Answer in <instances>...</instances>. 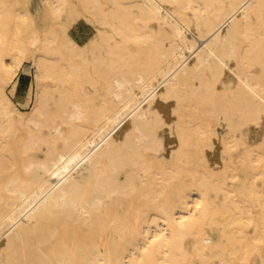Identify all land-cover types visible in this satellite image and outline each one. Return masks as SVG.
<instances>
[{"label": "bare ground", "instance_id": "6f19581e", "mask_svg": "<svg viewBox=\"0 0 264 264\" xmlns=\"http://www.w3.org/2000/svg\"><path fill=\"white\" fill-rule=\"evenodd\" d=\"M31 1L0 0V264H264V0Z\"/></svg>", "mask_w": 264, "mask_h": 264}, {"label": "rangeland", "instance_id": "374dc122", "mask_svg": "<svg viewBox=\"0 0 264 264\" xmlns=\"http://www.w3.org/2000/svg\"><path fill=\"white\" fill-rule=\"evenodd\" d=\"M38 9V1H31V11L36 12ZM94 34V29L85 24L83 21H78L75 23L69 31V35L71 38L76 41L78 44H82L85 42L90 36ZM29 72V75L26 74ZM32 68L28 62H25L21 67L18 75H17V84L13 91V95L11 96L9 91L11 86L7 87L6 94L12 101L13 105L19 109L20 111H27V108L23 107V104L28 96L29 88L33 84V76H32ZM31 73V74H30Z\"/></svg>", "mask_w": 264, "mask_h": 264}]
</instances>
